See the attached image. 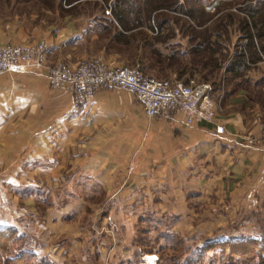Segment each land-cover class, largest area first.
I'll use <instances>...</instances> for the list:
<instances>
[{
  "label": "crops",
  "instance_id": "crops-1",
  "mask_svg": "<svg viewBox=\"0 0 264 264\" xmlns=\"http://www.w3.org/2000/svg\"><path fill=\"white\" fill-rule=\"evenodd\" d=\"M8 23L0 46L42 41L49 66L87 58L124 66L99 48L88 24L58 19L52 8L44 6L43 19L15 14ZM252 66L248 87L214 99L224 134L214 124L188 126L178 113L148 118L132 93L111 87L73 110L70 89H53L45 69L0 76V176L15 193L28 192L23 208L30 214L44 199V264L101 253L108 236L98 230L112 229L118 216L129 222L137 207L145 208L138 220L154 211L180 233L216 229L210 223L226 224L244 208L264 209V149L245 142L259 131L257 115L264 119V61ZM74 180L104 195L103 213L96 208L87 225L86 200L77 186H65Z\"/></svg>",
  "mask_w": 264,
  "mask_h": 264
},
{
  "label": "trees",
  "instance_id": "trees-1",
  "mask_svg": "<svg viewBox=\"0 0 264 264\" xmlns=\"http://www.w3.org/2000/svg\"><path fill=\"white\" fill-rule=\"evenodd\" d=\"M57 3L66 15L79 10L90 26L89 34L96 35L98 41L107 40L99 46L107 54H128L129 45L134 43L135 54L127 59V67L144 75L151 67L164 68L160 71L162 80L175 74V80L184 84L190 80L209 83L213 100L232 92L209 80L220 68L232 81L247 86L252 70L249 65L264 61V0H232L215 7L214 0ZM48 4L44 2L54 9ZM243 41L246 44L240 50ZM259 224V236L208 241L195 258L186 257L182 262L172 259L169 264H204L209 253L212 256L207 264H264V218ZM22 242L16 228L0 229V264H35L36 256L23 250Z\"/></svg>",
  "mask_w": 264,
  "mask_h": 264
},
{
  "label": "rangeland",
  "instance_id": "rangeland-1",
  "mask_svg": "<svg viewBox=\"0 0 264 264\" xmlns=\"http://www.w3.org/2000/svg\"><path fill=\"white\" fill-rule=\"evenodd\" d=\"M44 2L49 3L47 6L52 5V7H54L53 10L55 16L58 19L65 18V22L80 24L86 22L85 19H83L82 14L79 13V10L70 15L63 14L58 8L57 0H0V27L10 24L8 22H10V18L15 14L23 17L35 16L36 19H43ZM47 16L54 18L52 14H47ZM53 20L56 21V23L59 22L57 19ZM53 20L51 22H53ZM23 42L33 41L27 40ZM106 42V39L101 40L98 46ZM13 45H17V43ZM135 50V44L131 43L129 45L128 54H118L123 63L122 65H128L127 59L134 56ZM145 57L150 58L148 54H146ZM249 66L251 69H255V66H252V64ZM261 68V72L264 73V66L259 67V69ZM162 69L164 68L154 67V69H152L151 67L147 69L145 74L158 80H162V74L160 73ZM209 80L212 82H219L224 91H232L237 88L245 89L244 86L235 83L228 75H225L224 69L221 68L212 75ZM262 85H264V83H262ZM263 120L264 119L259 115H257L255 119L258 126L260 123H264ZM73 183L74 184L70 183V185H67L66 182L65 186H77L73 189L76 191L79 189L81 196L83 195L82 198L86 200V208H82V211L84 209L83 213L86 212V215L82 220H84V225H87L89 224L88 215L91 216L96 208L99 209L100 206L103 208V205L106 204V202H104V195L100 194L99 191L94 190V186H90L91 190L88 192L85 187L86 185H83L76 180H74ZM12 189L13 188L4 183L3 177L0 176V229L5 227L16 228L18 235H20V239L23 241L22 249L34 253L36 256L35 264H44V203L42 202L44 197L41 198L43 200L37 202L40 203L39 205L35 204L34 209L31 206L32 214H30L27 209L23 208V200L29 197L28 192L25 189H22L20 193L19 191H16L15 193ZM71 189L72 188L70 187V191ZM13 195L17 196L18 201L13 200L15 198ZM36 198L39 199L40 197L37 196ZM104 209L105 208L102 210L99 209L97 214H100L101 211L103 213ZM117 210L119 213L121 210L124 211L120 206L117 207ZM144 210L145 208L137 207L134 208L133 211H130L133 212V214H131L132 218H130L129 222L121 220L119 216L115 217L111 221L112 229L105 231V233L104 231L100 233V230H98L101 237L104 234L108 236L107 240L103 239L104 241H107L108 246L102 245L105 249L102 250L101 253L95 250L94 253L89 256H76L73 264H142V257L144 255H156L158 258L156 264H169V261L172 259H179L178 261L182 262L186 257L195 258L198 250L208 241H223L240 237L259 236L261 234L259 223L260 220L264 218V209L256 208L255 206V209H242L234 219L226 224H223V222H220L219 225L218 222H215V225L210 223L212 227L218 226L216 229L211 228L207 231H202L200 229L192 228L188 232L180 233L172 229L174 225L173 222L164 220L163 216L161 217L154 211L146 214L142 220H138V218L142 216L141 211ZM20 213L24 216L17 217ZM97 217H99V215ZM97 221L98 218L96 223ZM98 228L99 227H97V229ZM99 236L100 235H97V241H99ZM85 252H87V250H85ZM211 256V253L206 256L204 264L208 263ZM65 258H67L66 254H64V260ZM66 264H72V262L67 261ZM214 264H218V262H215Z\"/></svg>",
  "mask_w": 264,
  "mask_h": 264
},
{
  "label": "built area",
  "instance_id": "built-area-1",
  "mask_svg": "<svg viewBox=\"0 0 264 264\" xmlns=\"http://www.w3.org/2000/svg\"><path fill=\"white\" fill-rule=\"evenodd\" d=\"M245 44L243 41L240 50H244ZM29 67L45 69L53 89L68 87L72 92L73 110L92 102L98 88L111 87L132 93L148 118L178 113L188 126L202 122L214 124L217 133H225L224 127L215 123L218 107L211 98L209 83L190 80L184 84L175 78L158 80L127 66L112 67L100 58L82 59L73 66H49L43 42L0 46V76L24 73ZM245 142L250 147L264 149V123L259 124L257 134L245 137ZM157 260L156 255H144L142 264H156Z\"/></svg>",
  "mask_w": 264,
  "mask_h": 264
},
{
  "label": "bare ground",
  "instance_id": "bare-ground-1",
  "mask_svg": "<svg viewBox=\"0 0 264 264\" xmlns=\"http://www.w3.org/2000/svg\"><path fill=\"white\" fill-rule=\"evenodd\" d=\"M152 260H154V258Z\"/></svg>",
  "mask_w": 264,
  "mask_h": 264
}]
</instances>
